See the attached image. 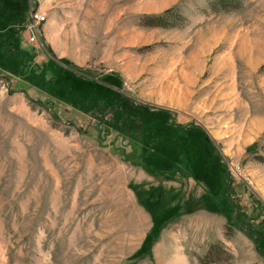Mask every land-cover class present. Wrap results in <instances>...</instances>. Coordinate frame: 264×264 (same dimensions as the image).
<instances>
[{
  "label": "rangeland",
  "instance_id": "374dc122",
  "mask_svg": "<svg viewBox=\"0 0 264 264\" xmlns=\"http://www.w3.org/2000/svg\"><path fill=\"white\" fill-rule=\"evenodd\" d=\"M0 36V264H264V0H0Z\"/></svg>",
  "mask_w": 264,
  "mask_h": 264
},
{
  "label": "trees",
  "instance_id": "16d2710c",
  "mask_svg": "<svg viewBox=\"0 0 264 264\" xmlns=\"http://www.w3.org/2000/svg\"><path fill=\"white\" fill-rule=\"evenodd\" d=\"M215 4H220V5H226V4H235L236 7H239L240 6V0H214ZM160 18L162 17H159V18H156L157 21H160ZM156 19H152V18H145L144 20V25H151V24H156L158 25L157 23H155ZM163 19V18H162ZM154 26V25H152ZM0 39L2 40L1 36H0ZM4 42L7 44V45H10V43L8 42L7 39H4ZM64 63H69L68 61L64 60L63 61ZM233 225V226H232ZM232 225H230L229 223L226 225V228L230 231H233V230H236V228L234 227V224L232 223ZM220 246L221 243L218 242L216 245H212L210 246V249L209 251L207 252L206 256L204 258H199L198 261L200 264H206L208 261H210L213 257V254H215V248L216 246Z\"/></svg>",
  "mask_w": 264,
  "mask_h": 264
},
{
  "label": "built area",
  "instance_id": "2783aa9c",
  "mask_svg": "<svg viewBox=\"0 0 264 264\" xmlns=\"http://www.w3.org/2000/svg\"><path fill=\"white\" fill-rule=\"evenodd\" d=\"M29 21H30L31 32L32 33H34V31L37 32L39 26H41L42 23V14L38 11L32 10L30 12Z\"/></svg>",
  "mask_w": 264,
  "mask_h": 264
},
{
  "label": "bare ground",
  "instance_id": "6f19581e",
  "mask_svg": "<svg viewBox=\"0 0 264 264\" xmlns=\"http://www.w3.org/2000/svg\"><path fill=\"white\" fill-rule=\"evenodd\" d=\"M43 22H44V17L42 16V23H43ZM42 23H41V24H42Z\"/></svg>",
  "mask_w": 264,
  "mask_h": 264
},
{
  "label": "crops",
  "instance_id": "0c3cea01",
  "mask_svg": "<svg viewBox=\"0 0 264 264\" xmlns=\"http://www.w3.org/2000/svg\"><path fill=\"white\" fill-rule=\"evenodd\" d=\"M219 241V240H218Z\"/></svg>",
  "mask_w": 264,
  "mask_h": 264
}]
</instances>
